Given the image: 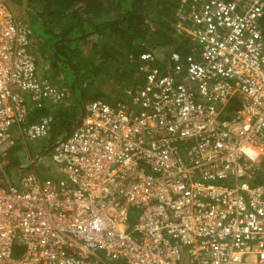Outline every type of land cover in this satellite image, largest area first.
<instances>
[{
	"label": "built area",
	"instance_id": "1",
	"mask_svg": "<svg viewBox=\"0 0 264 264\" xmlns=\"http://www.w3.org/2000/svg\"><path fill=\"white\" fill-rule=\"evenodd\" d=\"M193 1L175 30L194 46L89 100L36 154L49 175L12 180L10 147L48 135L38 110L65 93L0 0V264H264V0Z\"/></svg>",
	"mask_w": 264,
	"mask_h": 264
},
{
	"label": "trees",
	"instance_id": "2",
	"mask_svg": "<svg viewBox=\"0 0 264 264\" xmlns=\"http://www.w3.org/2000/svg\"><path fill=\"white\" fill-rule=\"evenodd\" d=\"M40 1L42 0H36L35 2L42 3ZM55 1H58L66 10H63V13L60 11L62 13L60 17L55 14L59 11L58 9L56 11L54 9L49 10L46 18L44 15V28L51 35L59 34V37H62L63 40L75 42V50L79 47L78 43L80 42L90 46V49L85 50L88 51L87 53L74 52L78 58V61L75 62L66 58L65 54L67 51L65 52L62 49L61 53V46L57 50L59 52L57 55L62 57L61 60H66L72 68L80 72L76 75L75 82L82 85V95L84 97L88 95L86 88L91 87V94L88 95L90 99L105 98L114 103L125 100L123 88L135 86L142 80V67L146 63H152V65L158 66L166 72L168 71V66L165 65L164 56L168 57L172 50L181 53L187 52L190 47L195 45V42L188 36L177 33L175 30L177 12L188 11L190 5L194 3L193 0ZM45 2L44 7L46 5L52 6L51 0H48V2L46 0ZM76 2H82L83 6L81 8L71 7ZM83 7L84 11H81ZM101 7H103L104 13L99 14L98 11ZM59 20L64 29L58 32L52 31L49 28L50 25L52 23L55 24ZM84 26L91 27L90 29H84ZM92 34L94 37L88 38ZM31 43L34 52L38 57H41L43 54H38L35 51L36 46L33 41ZM69 48L73 47L70 45ZM149 50L153 54L152 60H141L138 58L142 51ZM129 54L133 55V60H129ZM54 63L55 61L50 63L49 67H53L55 69L54 72L57 71L58 74L63 75L64 81L61 78H59L61 82L55 80L57 78L51 76L45 69L41 73L44 76H48L52 81L60 83L59 89L65 93V96L59 101L47 104V106L39 109L38 112L40 114L53 115L51 132L56 138L61 133H69L77 125L78 122L75 123L74 120L79 113L77 114L75 109H68L64 106L66 101L71 102L69 107L74 105L73 97L70 93L71 86H69V78L64 74L63 68L61 67V73H59V68ZM108 82L113 85L108 86ZM106 86L109 87L107 94L101 91L102 87L107 88ZM117 87L121 88L118 96H111L110 91ZM82 110L83 107L81 113Z\"/></svg>",
	"mask_w": 264,
	"mask_h": 264
},
{
	"label": "rangeland",
	"instance_id": "3",
	"mask_svg": "<svg viewBox=\"0 0 264 264\" xmlns=\"http://www.w3.org/2000/svg\"><path fill=\"white\" fill-rule=\"evenodd\" d=\"M13 1L15 2L16 0H13ZM22 1H23V4H22L23 6L27 5L28 10H29L28 13L29 14L33 13V15L30 14L28 16L30 17V21H31V28L34 31V39H35L34 44L36 46L35 51L40 55L43 54L42 55L43 57L41 56V59L48 64V65H43L40 62V67H41L40 71L45 69V71L49 72L51 76H53L54 78H57V79L61 78L62 81H64L63 75L58 74L57 71L54 72L55 69L53 67L52 68L49 67V64L55 61L54 64L59 68V73H61V67L63 68L64 74L69 78V86H71L70 93L72 94V97H73L72 100L74 103L72 107H69L71 106V102L66 101L64 106L67 107L68 109H75V112L77 114L79 113V115L74 120V122L76 123L77 119L80 116L82 107L87 108L88 106L87 102L90 99V96L88 95L91 94L92 89L91 87L86 88L88 95H86L85 97L82 95L83 94V90L81 88L82 85H79L78 83L75 82L76 75L80 72L72 68L66 60H61L62 57L57 55L59 53L57 50L59 49V46H61V53H62V49L65 52L67 51L65 54L66 58L72 62H75V61H78V58L76 57L74 52L80 53L81 51L82 53H87L88 51H85V50H88V48L90 49V46H87L83 42H80L78 43L79 47L76 48L77 50H75V47H74L76 44L75 42L74 43H72V41L68 42L66 40H63L62 37H59V34L51 35L45 30L44 28L45 24L43 22L44 15L46 18V14L48 13L49 10L54 9V11H56L58 9L59 11H57L55 14H57L59 17L63 13V10H66L63 6H61L60 3H58V1L51 0L52 6L50 7L48 5L44 7L46 0L40 1L42 3H37L35 2L36 0H22ZM36 5H40L41 8H39L38 6L36 7ZM73 6L81 8L83 6V3L76 2L71 7ZM71 7H69V9H71ZM31 8H33L34 11ZM102 8L103 7H101V9L98 11L99 14L104 13L103 12L104 10H102ZM38 9L40 11H42L43 9L44 11V15L40 18L38 17V14H37V12H40ZM60 11L62 13H60ZM81 11H84V7L82 8ZM55 18L57 17L55 16ZM59 23H60V20L55 22V24L52 23L49 28L55 32L61 31L62 29H64V27H62V24L61 23L59 24ZM84 27H85L84 29H90L91 26H84ZM92 36L93 34L89 35L88 38H91ZM81 40L79 39V41ZM70 45L73 48H69ZM120 90L121 88L117 87L116 89L110 91L111 96L112 95L118 96V93L120 92ZM101 91L102 93L107 94L109 91V87L108 86L107 88L102 87ZM54 137L55 135L51 132L48 135H44L42 137L41 136L36 137L33 139H25V138H20V137L17 138L16 143L12 145L9 149V154H8L9 162L5 164V170L10 172L11 179L14 180L18 178L27 169H34L35 172L38 173L40 177L48 176L49 167L41 163L37 164L34 161L36 159V154L39 153L41 150H43L44 152L47 149L45 153L47 155L50 154V149H51L52 144L58 140Z\"/></svg>",
	"mask_w": 264,
	"mask_h": 264
},
{
	"label": "crops",
	"instance_id": "4",
	"mask_svg": "<svg viewBox=\"0 0 264 264\" xmlns=\"http://www.w3.org/2000/svg\"><path fill=\"white\" fill-rule=\"evenodd\" d=\"M23 4V1L22 0H16L15 2L13 1L12 2V8H13V10L15 11V13H18V15L16 14V16H18V17H20V18H22V19H24V21H26L27 23H31V21H30V17L28 16V15H30V14H32L33 15V13H28V7H27V5L25 6H23L22 5ZM39 8H41V6H38ZM32 10H33V8H31ZM44 9V8H43ZM43 9H42V11H40L39 9V11L40 12H42V13H40L39 14V12H37V14H38V17L40 18V17H42L43 15H44V11H43ZM34 11V10H33ZM41 15V16H40ZM29 23V24H30ZM31 26V25H30ZM34 41H35V39H33V44H34ZM35 45V44H34ZM40 59H41V57H39ZM40 62L43 64V65H47V63L46 62H43V60L41 59V61H39V65H40ZM58 80L60 81V79L58 78ZM107 84H109L108 86H112L113 84L112 83H110V82H108ZM107 87V86H106ZM89 100H91V99H89ZM88 100V101H89ZM53 108H55V107H53ZM52 108V109H53ZM81 115V114H80ZM80 117V116H79ZM79 119V118H78ZM78 119H77V121L76 122H78ZM51 133V132H50ZM64 133H61V134H59L57 137H56V139H59L60 138V136H62ZM39 153H44L43 152V150H41ZM8 162H9V157H8ZM41 164H43V165H45V166H47V163L45 162V160L44 161H42L41 162ZM28 170V169H27ZM9 172V171H8Z\"/></svg>",
	"mask_w": 264,
	"mask_h": 264
},
{
	"label": "clouds",
	"instance_id": "5",
	"mask_svg": "<svg viewBox=\"0 0 264 264\" xmlns=\"http://www.w3.org/2000/svg\"><path fill=\"white\" fill-rule=\"evenodd\" d=\"M242 151L245 152V154L252 160H255L257 158V153L255 152V150H252V149H242Z\"/></svg>",
	"mask_w": 264,
	"mask_h": 264
},
{
	"label": "water",
	"instance_id": "6",
	"mask_svg": "<svg viewBox=\"0 0 264 264\" xmlns=\"http://www.w3.org/2000/svg\"><path fill=\"white\" fill-rule=\"evenodd\" d=\"M82 114H83V110H82V113H81V115H80L78 121H80V119H81V117H82ZM9 174H10V172H9ZM10 175H11V174H10Z\"/></svg>",
	"mask_w": 264,
	"mask_h": 264
}]
</instances>
